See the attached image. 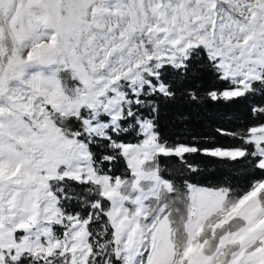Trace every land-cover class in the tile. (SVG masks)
Here are the masks:
<instances>
[{
	"label": "snow or ice",
	"instance_id": "obj_1",
	"mask_svg": "<svg viewBox=\"0 0 264 264\" xmlns=\"http://www.w3.org/2000/svg\"><path fill=\"white\" fill-rule=\"evenodd\" d=\"M204 73L192 102L264 96V0H0V264H264V104L237 144L159 128ZM196 156L258 177L191 183Z\"/></svg>",
	"mask_w": 264,
	"mask_h": 264
},
{
	"label": "trees",
	"instance_id": "obj_2",
	"mask_svg": "<svg viewBox=\"0 0 264 264\" xmlns=\"http://www.w3.org/2000/svg\"><path fill=\"white\" fill-rule=\"evenodd\" d=\"M199 78L190 77L187 84L178 87L180 90L174 100H159V112L157 116L161 133L170 142L180 140L190 142L193 138L198 141L209 140L220 145H232L239 143L230 137L219 136L216 129H227L230 132H241L256 122L250 108L253 104H264V96H249L234 102H214L202 99L192 102L186 95L187 91H195L203 96L210 91L214 84V78L206 73L198 74ZM183 83V82H181ZM200 170L192 175L191 183L205 187L224 186L236 193L247 190L249 183L258 177L255 170L246 162L218 161L207 157L196 156L190 158ZM162 167H167L174 175H181L183 165L172 159ZM73 191L82 192L84 189L72 185ZM70 207L72 205H69ZM180 208V204L176 205ZM179 222V217H176Z\"/></svg>",
	"mask_w": 264,
	"mask_h": 264
}]
</instances>
